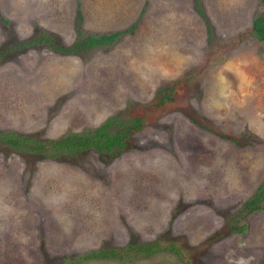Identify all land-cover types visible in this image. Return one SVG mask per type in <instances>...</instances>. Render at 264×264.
<instances>
[{
    "label": "rangeland",
    "instance_id": "374dc122",
    "mask_svg": "<svg viewBox=\"0 0 264 264\" xmlns=\"http://www.w3.org/2000/svg\"><path fill=\"white\" fill-rule=\"evenodd\" d=\"M263 10L264 0H0V133L49 141L143 115L113 156L0 143V264H264V202L243 210L264 188V42L249 32ZM118 31L74 53L28 43L46 34L68 48ZM168 88L169 101L138 113ZM145 243L163 249L130 250ZM107 249L119 257H83Z\"/></svg>",
    "mask_w": 264,
    "mask_h": 264
},
{
    "label": "trees",
    "instance_id": "16d2710c",
    "mask_svg": "<svg viewBox=\"0 0 264 264\" xmlns=\"http://www.w3.org/2000/svg\"><path fill=\"white\" fill-rule=\"evenodd\" d=\"M199 14L201 11L197 10ZM79 17V16H78ZM206 22V21H205ZM207 33H210V28L207 27ZM249 32L258 41L264 42V10L263 12L251 20ZM76 35H79V31L76 29ZM121 32H112L103 35H87L80 40H75L71 47H63L55 43V39L50 35L42 34L34 40H30L28 43L35 41L45 40L49 42L48 46L55 52L74 53L78 50L90 49L95 46H102L112 43L120 36ZM39 39V40H38ZM169 88L166 91H157L155 95V101L153 105L141 106L138 105V113L140 109L144 111L154 107L160 106L165 100L169 101L170 98L167 95ZM143 115L134 114L130 115L128 120L119 119L117 116L109 117L99 127H96L90 131L81 133H68L60 138L49 141H40L38 139H32L30 137L14 134V133H0V143L7 145L14 150L20 151L24 154H43L47 157H54L55 155H63L67 158L75 157L78 154L93 150L99 154H108L109 156L116 155L120 151L124 150L128 143L129 137L133 132H136L142 128ZM264 202V188L258 187L253 196L244 202L243 210L246 213H250L255 210L261 209V203ZM160 248L156 243L138 244L131 251L142 252L145 255L158 252ZM173 253H177L175 249L169 248ZM114 249L91 251L85 254L84 258H108L119 257L118 253ZM123 254L126 252L121 251Z\"/></svg>",
    "mask_w": 264,
    "mask_h": 264
},
{
    "label": "crops",
    "instance_id": "0c3cea01",
    "mask_svg": "<svg viewBox=\"0 0 264 264\" xmlns=\"http://www.w3.org/2000/svg\"><path fill=\"white\" fill-rule=\"evenodd\" d=\"M197 2H198V0H193V5H194V7H195V5H197ZM202 3V2H201ZM208 23V22H207ZM218 23V22H217ZM205 26H206V24H205ZM206 30H207V27H206Z\"/></svg>",
    "mask_w": 264,
    "mask_h": 264
}]
</instances>
